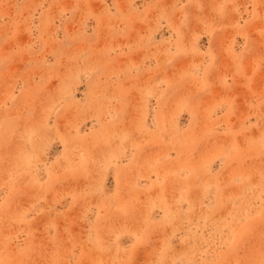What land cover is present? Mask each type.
Returning <instances> with one entry per match:
<instances>
[{
    "label": "rangeland",
    "instance_id": "1",
    "mask_svg": "<svg viewBox=\"0 0 264 264\" xmlns=\"http://www.w3.org/2000/svg\"><path fill=\"white\" fill-rule=\"evenodd\" d=\"M0 264H264V0H0Z\"/></svg>",
    "mask_w": 264,
    "mask_h": 264
}]
</instances>
